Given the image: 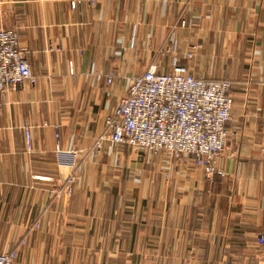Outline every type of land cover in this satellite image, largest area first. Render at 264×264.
<instances>
[{"label":"crops","instance_id":"0c3cea01","mask_svg":"<svg viewBox=\"0 0 264 264\" xmlns=\"http://www.w3.org/2000/svg\"><path fill=\"white\" fill-rule=\"evenodd\" d=\"M72 1L0 0L36 78L0 95V251L18 249L14 264H264V0ZM175 59L233 84L224 176L100 140L130 80Z\"/></svg>","mask_w":264,"mask_h":264},{"label":"built area","instance_id":"2783aa9c","mask_svg":"<svg viewBox=\"0 0 264 264\" xmlns=\"http://www.w3.org/2000/svg\"><path fill=\"white\" fill-rule=\"evenodd\" d=\"M79 3L72 1L71 8L76 9ZM186 57L193 60L194 52ZM113 79L110 74L109 85ZM26 83L34 85L36 78L20 46L19 33L0 28V95ZM232 88L227 80L195 77L176 59L167 74L153 64L130 80L126 95L106 119L107 129L100 140L109 138L119 146L137 147L150 155L164 153L174 162L203 170L208 176H224L217 161L229 149ZM56 137L59 139L58 134ZM56 155L59 165L76 169L74 149L65 153L57 145ZM76 179L71 175L54 193L72 194ZM18 256L15 248L0 251V264H14Z\"/></svg>","mask_w":264,"mask_h":264}]
</instances>
